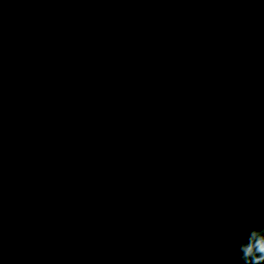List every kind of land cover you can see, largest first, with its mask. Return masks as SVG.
<instances>
[{
    "label": "trees",
    "instance_id": "16d2710c",
    "mask_svg": "<svg viewBox=\"0 0 264 264\" xmlns=\"http://www.w3.org/2000/svg\"><path fill=\"white\" fill-rule=\"evenodd\" d=\"M261 226L264 0H0V264H243Z\"/></svg>",
    "mask_w": 264,
    "mask_h": 264
},
{
    "label": "clouds",
    "instance_id": "9594fccd",
    "mask_svg": "<svg viewBox=\"0 0 264 264\" xmlns=\"http://www.w3.org/2000/svg\"><path fill=\"white\" fill-rule=\"evenodd\" d=\"M243 264H264V226L253 227L240 242Z\"/></svg>",
    "mask_w": 264,
    "mask_h": 264
},
{
    "label": "rangeland",
    "instance_id": "374dc122",
    "mask_svg": "<svg viewBox=\"0 0 264 264\" xmlns=\"http://www.w3.org/2000/svg\"><path fill=\"white\" fill-rule=\"evenodd\" d=\"M50 207H51L50 203H45V206H42L43 210L46 211V224L47 225L54 223L58 224L59 222H61V220H59L61 215V209L59 208L57 211H55ZM20 224H24L27 228H33L39 226L37 219H27L21 221ZM18 227L19 226H16L15 230H17Z\"/></svg>",
    "mask_w": 264,
    "mask_h": 264
},
{
    "label": "flooded vegetation",
    "instance_id": "af4514ba",
    "mask_svg": "<svg viewBox=\"0 0 264 264\" xmlns=\"http://www.w3.org/2000/svg\"><path fill=\"white\" fill-rule=\"evenodd\" d=\"M48 259L49 254L40 253L36 254L30 251L27 246H24L23 252L18 256L15 254V262L13 264H41L43 261Z\"/></svg>",
    "mask_w": 264,
    "mask_h": 264
}]
</instances>
